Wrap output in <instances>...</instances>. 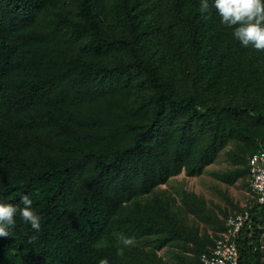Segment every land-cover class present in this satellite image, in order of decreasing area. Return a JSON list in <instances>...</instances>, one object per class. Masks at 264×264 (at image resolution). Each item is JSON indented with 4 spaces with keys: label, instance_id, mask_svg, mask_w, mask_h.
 Listing matches in <instances>:
<instances>
[{
    "label": "trees",
    "instance_id": "trees-1",
    "mask_svg": "<svg viewBox=\"0 0 264 264\" xmlns=\"http://www.w3.org/2000/svg\"><path fill=\"white\" fill-rule=\"evenodd\" d=\"M233 31L200 0H0V202L26 194L40 217L37 231L17 212L0 264H171L163 248L201 264L224 220L158 188L222 152L220 178L248 185L264 51ZM117 234L135 241L123 257ZM237 243L239 264H264Z\"/></svg>",
    "mask_w": 264,
    "mask_h": 264
},
{
    "label": "clouds",
    "instance_id": "clouds-1",
    "mask_svg": "<svg viewBox=\"0 0 264 264\" xmlns=\"http://www.w3.org/2000/svg\"><path fill=\"white\" fill-rule=\"evenodd\" d=\"M214 9L220 23L233 28V36L242 46L251 45L257 51H264V0H200V12L210 13ZM207 18V17H205ZM23 207L0 202V238H9L15 227L17 212L25 224L32 229H40V217L32 210V200L24 194L20 197ZM122 247L117 248L116 255L123 257L124 248L134 246V238L117 234ZM99 264H108L106 258Z\"/></svg>",
    "mask_w": 264,
    "mask_h": 264
},
{
    "label": "built area",
    "instance_id": "built-area-1",
    "mask_svg": "<svg viewBox=\"0 0 264 264\" xmlns=\"http://www.w3.org/2000/svg\"><path fill=\"white\" fill-rule=\"evenodd\" d=\"M250 198L242 211L229 214L209 251L199 256L201 264H239V238H249L255 252H264V137L247 156Z\"/></svg>",
    "mask_w": 264,
    "mask_h": 264
},
{
    "label": "rangeland",
    "instance_id": "rangeland-1",
    "mask_svg": "<svg viewBox=\"0 0 264 264\" xmlns=\"http://www.w3.org/2000/svg\"><path fill=\"white\" fill-rule=\"evenodd\" d=\"M230 167L231 164L226 158V154L222 152L214 163L204 168L200 175L188 176L182 171L158 189H167L173 195H177L180 189L200 194L205 199L206 207L220 221H223L229 214L237 212V207H243L250 198L248 185L241 178L238 177L233 183H228L220 178V175H223L224 171ZM187 219L190 223L196 224L201 233L207 231L209 234H213L211 227L213 222L201 220L193 214H188ZM158 253L171 264H182V261L178 260V256L174 255L168 248L160 249Z\"/></svg>",
    "mask_w": 264,
    "mask_h": 264
}]
</instances>
